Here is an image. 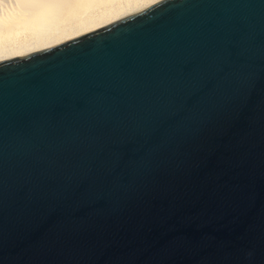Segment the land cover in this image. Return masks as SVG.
<instances>
[{
  "label": "water",
  "instance_id": "obj_1",
  "mask_svg": "<svg viewBox=\"0 0 264 264\" xmlns=\"http://www.w3.org/2000/svg\"><path fill=\"white\" fill-rule=\"evenodd\" d=\"M0 264H264V0L1 60Z\"/></svg>",
  "mask_w": 264,
  "mask_h": 264
},
{
  "label": "bare ground",
  "instance_id": "obj_2",
  "mask_svg": "<svg viewBox=\"0 0 264 264\" xmlns=\"http://www.w3.org/2000/svg\"><path fill=\"white\" fill-rule=\"evenodd\" d=\"M160 0H0V61L98 29Z\"/></svg>",
  "mask_w": 264,
  "mask_h": 264
}]
</instances>
